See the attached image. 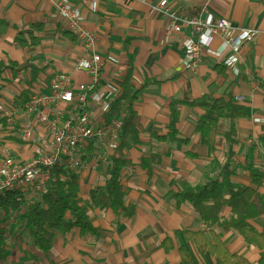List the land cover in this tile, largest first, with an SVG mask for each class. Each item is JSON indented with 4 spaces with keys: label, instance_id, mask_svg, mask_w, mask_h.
<instances>
[{
    "label": "crops",
    "instance_id": "obj_1",
    "mask_svg": "<svg viewBox=\"0 0 264 264\" xmlns=\"http://www.w3.org/2000/svg\"><path fill=\"white\" fill-rule=\"evenodd\" d=\"M56 1L0 0V20L10 23L0 25V62H11L16 70L8 69L0 76V120H4L0 123V170L6 157L24 162L48 149L54 132L43 118L54 120L58 113L65 117L77 102L49 101L36 104L33 111L25 106L36 97L50 96L60 73L69 74L75 86L93 84V75L78 69L76 62L96 52L103 63L85 104L96 125L122 120L125 110L114 113L111 119L109 110L124 93L127 79L132 92L143 89L142 98L135 103L138 140L129 139L125 154L130 162L122 170L126 205H133L135 211L129 216L110 207L89 208L98 234L85 233L79 227L58 230L52 248L42 251L34 247L33 236L25 227L29 205L42 197L36 198L35 184L22 182L17 186L23 191L21 207L8 212L0 209L8 234L6 257L0 264H186L182 247L196 264H216L215 256L202 252L186 235V230L204 227L199 213L188 203L177 204L173 193L187 185L198 187L221 174L229 152L226 134L231 119L220 120L209 146L196 130L205 110L183 104L176 124L178 134L173 139L171 105L174 100L193 101L209 94L226 100L233 97L245 106L247 116L235 121L237 142L230 166L235 186L257 188L251 170L264 164L260 140L264 135V0H168V6L181 14L210 21L227 18L235 28L258 30L243 47L237 75L223 62L231 50L224 47L220 36L212 42L215 51H222L220 57L208 53L198 65L186 66L185 40L192 31L169 34L168 17L151 11L161 0H71L83 15L85 26L97 35L89 48L65 29ZM34 23L44 26L37 33L41 44L19 47L15 41L18 32L32 31ZM96 93L102 95L100 102L94 101ZM159 136L168 139L160 140ZM118 145L119 138L115 147L104 148L96 137L75 150L80 164L64 156L63 162L78 175L79 195L84 200L92 189L105 188L109 159ZM106 150L109 159H101ZM260 190L264 192V187ZM230 214L228 207L224 215ZM250 222L263 230L264 214ZM214 231L232 253L259 264L262 248L228 227H215ZM207 234L211 236L210 231Z\"/></svg>",
    "mask_w": 264,
    "mask_h": 264
},
{
    "label": "trees",
    "instance_id": "obj_2",
    "mask_svg": "<svg viewBox=\"0 0 264 264\" xmlns=\"http://www.w3.org/2000/svg\"><path fill=\"white\" fill-rule=\"evenodd\" d=\"M0 25H10L6 20H0ZM16 27H18L16 25ZM32 31H19L15 41L19 47L29 48L39 46L41 39L38 32L44 30L42 23L31 24ZM71 33V32H66ZM13 63L0 62V76ZM14 71L15 68H12ZM16 71V70H15ZM1 89V86H0ZM143 89L132 92L129 81L126 80L125 90L110 108L109 118L114 113L126 114L122 117L119 128V145L115 153L109 159L108 179L105 188L96 187L91 190L88 199L84 200L79 195L78 175L64 162L55 164L50 170L47 189L42 192L41 200L29 205L28 219L25 227L33 236L34 247L42 251L52 248L56 231L64 232L79 227L85 233L98 234V229L93 225L89 208L107 207L114 211L133 215L135 207L126 205V191L122 184V170L130 162L125 150L129 148V139L138 140V129L134 118L136 115L135 103L142 98ZM200 106L205 110L196 123V130L201 135V141L209 146L212 133L220 124L222 118L231 119V128L227 132L229 152L227 161L223 165L221 174L215 179L193 187L184 186L179 192L173 193L177 204L188 203L201 217L204 227L197 231L186 230L189 239H193L202 252H209L216 257V264H252L247 258L237 253H232L221 239L220 234L214 231L215 227H228L239 235L244 236L255 246L263 249L259 264H264V229L259 230L251 224L250 220L264 214V164L261 169H252L253 186L237 187L232 176L233 170L230 161L234 156V145L237 142V130L235 121L247 116L245 106L237 103L233 97L226 100L224 97L216 98L205 94L202 97L190 100H174L171 109L173 112L171 138L178 134L176 124L179 119L181 105ZM4 122V120H0ZM160 140L168 139V136H159ZM264 145V135L261 137ZM184 141L187 142V139ZM23 191L15 187L0 193V209L5 212L21 207ZM231 208L229 217L224 215L226 208ZM210 231L211 236L207 234ZM8 234L6 218L0 214V261L6 257ZM183 261L186 264H196L186 247L181 248Z\"/></svg>",
    "mask_w": 264,
    "mask_h": 264
},
{
    "label": "built area",
    "instance_id": "obj_3",
    "mask_svg": "<svg viewBox=\"0 0 264 264\" xmlns=\"http://www.w3.org/2000/svg\"><path fill=\"white\" fill-rule=\"evenodd\" d=\"M56 9L65 29L75 33L80 41L89 48L97 35L85 26L84 17L80 10L71 0L56 1ZM151 11L161 12L168 17L167 32L169 34L180 33L184 29L192 31L185 40L184 63L186 66L198 65L203 60L204 55L208 53L220 57L222 51H215L212 48L214 38L220 36L224 41V47L231 50L230 55L223 58V62L231 73L237 75L240 71L239 63L245 43L252 41L258 34V30L255 28H235L227 18L210 21L199 15L181 14L168 6V0H161L156 6L151 7ZM102 59L100 54L92 52L76 62L78 69L86 70L93 75V84L75 86L69 74L60 73L51 86L52 94L50 96L36 97L25 106L29 111H33L36 104L48 103L49 101L77 102L74 111L65 117L63 113H58L54 120L43 118L47 122V126L53 130L54 135L48 149L40 153L38 157L24 162L17 161L11 156L6 157L0 170V193L14 189L22 182L37 184V188L44 192L47 189L51 168L55 164L63 162L64 156H70L73 163L78 165L74 156L75 150L93 138H99L104 148L116 146L121 121L115 120L97 126L92 111L85 110L87 92L98 81L103 63ZM101 100L102 95L96 93L94 101L100 102ZM238 100H242V96H238ZM30 133L31 129L27 126L26 134L29 135ZM102 157L104 160L109 159L107 150L102 154Z\"/></svg>",
    "mask_w": 264,
    "mask_h": 264
},
{
    "label": "rangeland",
    "instance_id": "obj_4",
    "mask_svg": "<svg viewBox=\"0 0 264 264\" xmlns=\"http://www.w3.org/2000/svg\"><path fill=\"white\" fill-rule=\"evenodd\" d=\"M96 125V124H95ZM102 125H104V124H102ZM102 125H97V126H102ZM76 153H78V155H80L79 154V152H76ZM105 153V152H104ZM74 154H75V152H74ZM63 159H64V157H63ZM101 159H103V157H101ZM76 161H78V164H80V161L77 159ZM73 164H75V163H73ZM36 187H37V184H36ZM35 187V188H36ZM41 192H43V191H41L40 189H38V188H36V194H37V197L36 198H40V197H42V194H41Z\"/></svg>",
    "mask_w": 264,
    "mask_h": 264
}]
</instances>
